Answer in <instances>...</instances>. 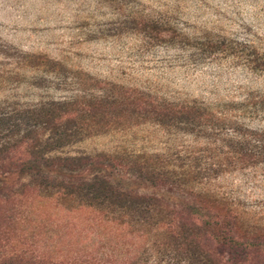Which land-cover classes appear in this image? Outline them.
<instances>
[{
	"label": "trees",
	"instance_id": "16d2710c",
	"mask_svg": "<svg viewBox=\"0 0 264 264\" xmlns=\"http://www.w3.org/2000/svg\"><path fill=\"white\" fill-rule=\"evenodd\" d=\"M131 19L129 29L138 34L165 30L163 21L134 9ZM180 37L183 49L201 51L206 60L229 58L264 73L263 40L214 33L206 39L186 33ZM14 51L0 50V92L15 89L20 69L32 65L33 55ZM93 86L35 103L0 98V210L7 212L0 240L8 245L19 224L30 218L37 227L43 215L40 201L55 200L92 208L106 222L148 236L152 250L131 264L176 261L179 252L184 264H264V210L242 204L234 188L228 191L230 186L220 181L247 171L253 174V188L262 186L264 128L243 122L233 113V102L216 109L104 80ZM148 124L175 134L178 128L195 142L149 154L127 149L123 154L61 152L92 135ZM200 185H206V208L199 202L205 195L192 189ZM24 244L3 251L0 264H128L116 242L110 256L89 252L66 260L38 254L35 246L19 252ZM5 254L11 256L2 259Z\"/></svg>",
	"mask_w": 264,
	"mask_h": 264
},
{
	"label": "rangeland",
	"instance_id": "374dc122",
	"mask_svg": "<svg viewBox=\"0 0 264 264\" xmlns=\"http://www.w3.org/2000/svg\"><path fill=\"white\" fill-rule=\"evenodd\" d=\"M132 9L163 21L165 30H150L146 36L132 32ZM182 33L205 39L209 33L250 36L264 42V0H0V50L33 55L32 65L20 69V83L10 92H0V98L13 96L23 103L61 99L78 90L95 89L93 82L104 80L216 109L233 102V113L243 122L264 128V73L237 66L229 58L206 60L192 47L183 49ZM55 62L59 68L53 71ZM175 130L177 134L141 125L86 137L61 152L123 154L127 149L149 154L167 152L177 143L193 145V136ZM252 175L246 171L223 176L221 185L230 186L228 191L232 186L242 204L264 210V182L254 189ZM192 189L205 195L199 202L206 208V185ZM40 202L44 205L38 226L33 218L23 221L8 245L0 240V254L11 253L15 244L24 242L19 252L35 246L38 254L65 260L89 252L110 256L116 242L131 264L152 250L148 236L106 222L92 208ZM6 215V210H0V229ZM254 215L251 212L249 217ZM86 245L92 247L86 249ZM179 254L176 261L165 259L163 264H184L178 261L183 255Z\"/></svg>",
	"mask_w": 264,
	"mask_h": 264
}]
</instances>
